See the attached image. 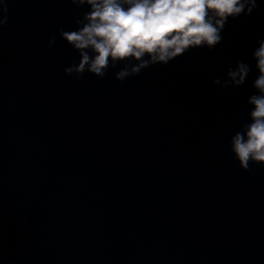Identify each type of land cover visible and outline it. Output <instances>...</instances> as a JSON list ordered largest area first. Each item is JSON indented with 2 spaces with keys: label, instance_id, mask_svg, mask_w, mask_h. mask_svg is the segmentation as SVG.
Here are the masks:
<instances>
[{
  "label": "clouds",
  "instance_id": "1",
  "mask_svg": "<svg viewBox=\"0 0 264 264\" xmlns=\"http://www.w3.org/2000/svg\"><path fill=\"white\" fill-rule=\"evenodd\" d=\"M77 8L87 7L75 20V30H58L59 37L77 54L78 62L63 69L79 78L85 72L102 78L115 69L117 81L136 76L156 64H168L190 49L212 50L223 39L230 19L249 16L258 0H70ZM7 23L6 0H0V27ZM55 38L47 41L52 47ZM251 52L257 76L248 97V121L230 138V151L240 169L250 163L264 164V33ZM250 72L249 65L237 61L229 66L226 79L212 81L221 87H239Z\"/></svg>",
  "mask_w": 264,
  "mask_h": 264
}]
</instances>
